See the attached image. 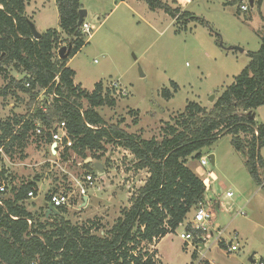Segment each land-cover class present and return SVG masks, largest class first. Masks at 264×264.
<instances>
[{
    "label": "trees",
    "instance_id": "obj_1",
    "mask_svg": "<svg viewBox=\"0 0 264 264\" xmlns=\"http://www.w3.org/2000/svg\"><path fill=\"white\" fill-rule=\"evenodd\" d=\"M29 1L0 0V74L4 82L0 95L16 101L27 98L25 114L0 122V150L8 156L14 149L22 154L32 136L38 144L51 145L52 133L63 123L67 137L63 138V151L56 150L61 163L75 156L83 162L82 168L95 170L92 163H84L87 157L100 160L107 146L122 148L126 156L120 167L128 175L123 184L132 188L127 205L104 226L98 219L72 223L65 218L66 207L55 209L57 214L48 217L45 207L29 211L27 193L33 190L37 194V180L11 187L9 195L0 194V264H156L158 242L205 202V186L187 167L188 159L199 160L204 149L225 135L243 156L252 180L264 190L260 174L264 164L259 154L264 147V126L253 116L264 106V38L256 52H247L248 63L210 108L189 102L164 123L158 138L143 139L103 119L100 111L115 107L116 102L102 82L91 92L74 85L75 72L67 63L87 42L77 25L80 0H54L59 29H48L37 40L28 24ZM143 1L150 10H162L174 21L186 18V13L161 0ZM263 1L258 0V6ZM64 43L71 50L67 58L60 59ZM9 71L22 77L16 79ZM172 87L175 91L176 85ZM160 95L167 100L172 96L168 90ZM129 113L136 124L138 112ZM3 175L1 171L0 179ZM139 175L143 176L141 184L133 186ZM52 194L45 195V204H50ZM185 230L197 236L188 221ZM191 258L196 260L195 252Z\"/></svg>",
    "mask_w": 264,
    "mask_h": 264
},
{
    "label": "rangeland",
    "instance_id": "obj_2",
    "mask_svg": "<svg viewBox=\"0 0 264 264\" xmlns=\"http://www.w3.org/2000/svg\"><path fill=\"white\" fill-rule=\"evenodd\" d=\"M135 1H126L131 11L117 0H81L82 9L86 11L84 22L90 32L84 34L87 42L69 60L68 67L75 72L76 83L87 90H92L98 82L106 87L108 83L120 82L128 96L121 98L111 94L116 104L100 111L103 119L112 125L120 124L128 133L158 138L164 123L183 111L187 103L210 108L244 69L249 60L246 53L227 49L238 47L245 52L259 49L264 38V1L258 6V0H253L250 6L249 0H161L187 14L178 22L172 21L162 10H150L143 0ZM241 4L248 10L240 11ZM27 12L36 22L37 31H42L45 25L59 28L54 0H30ZM60 46L67 47V44ZM9 72L18 79L22 77ZM1 83L4 82L0 74V87ZM162 90L172 94L169 100L161 97ZM211 97H214L212 101ZM26 103L27 98L23 96L16 101L11 96L3 99L0 95V122L15 114H25ZM129 111L138 112L136 124ZM255 113L263 118L264 108ZM50 147L42 142L38 144L32 136L22 154L14 149L10 156L6 155L7 170H0L4 171L0 181H5L6 194L9 195L11 187L37 180L40 183L37 196L25 202L29 211H40L45 207V195L58 192L69 197L66 219L72 223L98 219L109 226L127 205L128 190L132 188L128 184L117 188L116 183L128 179L123 168L116 164L107 167L112 172L106 178L96 169L82 168L83 162L75 156L61 163ZM107 150L117 152V147L107 146ZM260 152L264 158V147ZM210 156L214 157V164ZM202 157L207 158L205 167L196 159H188L187 167L200 178H205L209 172L217 176L218 182L210 185L205 199L213 208V202L218 201L220 209L216 211L215 224L226 229L224 237L228 242L233 240V231L238 234L239 249L226 254L223 241L205 253L201 264H251L250 257L264 262V190L252 180L243 156L234 150L228 135L204 149ZM94 162L104 164V159ZM85 172L98 178L95 187L87 189L86 202L80 198L75 185V180L81 179ZM260 174L264 178V167ZM142 178V175L134 178L133 186H139ZM107 179L114 185L109 191ZM227 192L233 194L232 198H226ZM240 210L245 215H237ZM194 214L191 210L182 225L158 242L156 264L195 263L199 254L192 260V249L186 250L179 238L185 223L191 221Z\"/></svg>",
    "mask_w": 264,
    "mask_h": 264
},
{
    "label": "built area",
    "instance_id": "obj_3",
    "mask_svg": "<svg viewBox=\"0 0 264 264\" xmlns=\"http://www.w3.org/2000/svg\"><path fill=\"white\" fill-rule=\"evenodd\" d=\"M240 11H247L248 7L245 4H241L239 6ZM81 32L83 34H89L90 27L88 24L83 22L81 24ZM28 86V85H26ZM107 89L110 90L111 94H114L117 97H126L128 96L127 91L121 86L120 82L114 81L111 83H108ZM36 134H40V129L37 127ZM66 138V131L65 126L63 123H61L57 129L52 133L51 141L52 143L56 144L55 147V154H57V149L60 151V149L64 148L63 145V138ZM51 151V149H50ZM0 152H2L0 150ZM3 155V153H1ZM199 163L201 166L205 167L207 165V158L201 157L199 159ZM97 174V173H96ZM98 176V174H97ZM98 181V178L94 176V174L86 173L83 174L81 179L75 180V185L78 191L79 196L87 197V189L95 187L96 183ZM212 174L209 172L207 173L206 177L202 179V182L205 186V191H210V185L212 183ZM6 193V186L5 183H0V194ZM226 198H232L233 194L231 192H227L225 194ZM36 197L34 194V191L31 190L27 193V198L32 200ZM69 202V197L62 193H55L50 196V206L54 209L66 207ZM1 204V202H0ZM220 209V204H217V206L214 208L210 205V203H200L198 207L195 210V214L191 221H189L190 226L193 230L196 231L197 236H195L193 231H186L184 230L183 233L179 234V238L186 246V250L192 249V253H198L199 256L194 264H201L202 260L205 258V253L211 250L212 247L217 246L219 243H222L224 241L223 246L225 247V253L231 254L239 249L238 244V234L233 231V240L227 241L224 237L226 234V229H221L219 226L215 224L216 221V211ZM237 215H245V213L240 210ZM30 223V222H29ZM191 253V254H192ZM202 253V254H201ZM251 264H264L262 260L255 261L252 259L250 262Z\"/></svg>",
    "mask_w": 264,
    "mask_h": 264
},
{
    "label": "crops",
    "instance_id": "obj_4",
    "mask_svg": "<svg viewBox=\"0 0 264 264\" xmlns=\"http://www.w3.org/2000/svg\"><path fill=\"white\" fill-rule=\"evenodd\" d=\"M126 1L127 0H123V1H118V3H123V4H125L131 11H133V9L130 7V5L129 4H127L126 3ZM135 2H138V0L137 1H135ZM54 3H55V1H54ZM80 3H81V0H80ZM81 6H82V4H81ZM56 7V6H55ZM82 8H83V6H82ZM57 10V9H56ZM58 12V11H57ZM26 14H27V16L30 18V20H31V22L34 24V25H37L36 24V22H34V20H33V18H32V16H30L29 14H28V12H27V6H26ZM58 19H57V25H58V27H59V17H57ZM173 21V20H172ZM38 29V28H37ZM48 29H59V28H50L49 26H44V29H42V31L40 30L39 32L40 33H43V32H45L46 30H48ZM244 53H246V55H247V52H245V51H243L242 52V54H244ZM69 65V62L67 63V66ZM15 78H19V77H15ZM73 82H74V85L76 86V85H78L77 83H76V81H75V79H73ZM2 84V86L4 85V83H1ZM1 86V87H2ZM80 86V85H79ZM81 87V86H80ZM82 89H85V88H83V87H81ZM94 88V87H93ZM85 90H87V89H85ZM93 90V89H92ZM92 90H87V91H89V92H91ZM42 96L40 95L39 96V98H41ZM262 108H264V106H261V107H259L258 109H256V111H258V110H262ZM7 109V108H6ZM255 111V112H256ZM254 112V114H253V116H254V120L258 123V124H262L263 126H264V117L263 118H259L257 115H256V113ZM259 118V120H260V122H258V118ZM134 134H137V135H139V136H141L143 139H148V138H146V137H143L142 136V134L141 133H138V132H136V133H134ZM60 151L62 152L63 151V149L61 148L60 149ZM59 151V152H60ZM261 151V150H260ZM120 152H121V154H120ZM126 152L122 149V148H117V152H114V151H106V153H104V154H101V158L100 159H104V164H101L100 163V165H101V167H102V176H104V174L106 175V178H108V177H110V172H112V170H110L109 168H107V167H111V165H113V164H116L117 165V167L119 166L120 167V163H121V160H122V157L125 155L126 156V154H125ZM261 152H259V154H260ZM97 155H100V154H97ZM260 157H261V159H262V161H263V164H264V158L261 156V154H260ZM129 159H131V157H128ZM1 160H0V170L2 169V170H4V171H6L7 170V168L5 167L6 165H5V159H7V156L5 155V154H3V155H1V158H0ZM88 159H90L91 161H89ZM87 160H85L84 161V163H92L93 164V166H94V164L95 163H97V162H94V160L95 161H97L96 159H92V158H88ZM1 162H3V163H1ZM67 162V161H66ZM65 162V163H66ZM109 162H111V163H109ZM97 164H99V163H97ZM264 167V166H263ZM95 168V167H94ZM107 170V171H106ZM260 170H263V168H261ZM1 172V171H0ZM120 172V171H119ZM193 172V171H192ZM194 173V172H193ZM195 174V173H194ZM212 174V173H211ZM196 175V174H195ZM7 176V175H6ZM112 176V175H111ZM197 176V175H196ZM198 177V176H197ZM200 180H202L203 178H200V177H198ZM212 179H213V181H212V183L213 182H218V179H217V176L216 175H214V174H212ZM108 180V179H107ZM3 180H1L0 181V183L2 182ZM112 181V180H111ZM3 182H5V181H3ZM34 182V181H33ZM113 182V181H112ZM6 183H8L7 181H6ZM211 183V184H212ZM23 184V183H22ZM22 184H20V185H22ZM39 184L40 183H38V182H36V186H38L37 187V189L39 188ZM117 184V188L119 187V188H121V187H124L125 185L123 184V182H118V183H116ZM9 185V184H8ZM8 185H7V187H8ZM19 185V186H20ZM107 185H108V191L110 190V188H111V190H112V188H113V186L114 185H111V183H110V180H108V183H107ZM128 185H130V184H128ZM18 187V186H17ZM11 189V188H10ZM7 191V190H6ZM108 191H106L107 192V194H109L108 193ZM38 192H39V190H38ZM38 192H37V194H38ZM58 193V192H57ZM37 194H36V196H37ZM110 195H111V192H110ZM81 198V197H80ZM81 199H83V197L81 198ZM111 199H113V198H111ZM205 203H210V202H208L206 199H205ZM214 203V205H215V207L217 206V204H219L218 203V201H214L213 202ZM48 206H50V204H45V208H46V210H47V207ZM49 216V215H48ZM47 216V217H48ZM168 236V235H167ZM162 240V239H161ZM160 240V241H161ZM156 247H157V245L155 246V248L154 249H156ZM157 250V249H156Z\"/></svg>",
    "mask_w": 264,
    "mask_h": 264
},
{
    "label": "water",
    "instance_id": "obj_5",
    "mask_svg": "<svg viewBox=\"0 0 264 264\" xmlns=\"http://www.w3.org/2000/svg\"><path fill=\"white\" fill-rule=\"evenodd\" d=\"M249 4H250V6H252L253 0H249ZM85 17H86V11L84 9L79 10V18H78V23H77L78 27H80L81 24L84 22ZM28 24H29L31 33L33 35V38L36 40L39 39L41 37V33L39 31H37L36 27L34 26V24L31 21H29ZM70 50H71V46H69V45L67 47H61V49L59 50V58L60 59L67 58ZM227 50L228 51H237L239 53L243 52V49H240L238 47H229ZM213 98L214 97H211V101L213 100ZM55 147H56V144L52 143L50 149H51V152L53 154L56 153ZM209 159L211 161V164H214V157L210 156ZM88 160L91 161L90 159H88ZM94 167L97 170V172H99V173L102 172V167L100 164L95 163ZM86 200H87V197H83V201L86 202ZM50 214H57V211L53 207L48 206L47 210H46V217ZM251 261H252V258L250 257L249 262H251Z\"/></svg>",
    "mask_w": 264,
    "mask_h": 264
}]
</instances>
